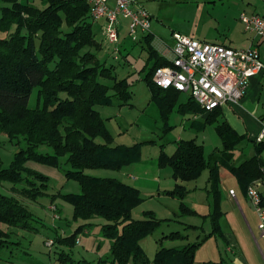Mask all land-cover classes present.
I'll return each mask as SVG.
<instances>
[{
  "label": "trees",
  "instance_id": "trees-1",
  "mask_svg": "<svg viewBox=\"0 0 264 264\" xmlns=\"http://www.w3.org/2000/svg\"><path fill=\"white\" fill-rule=\"evenodd\" d=\"M90 10L87 0H0V32L6 33L0 36V132L11 139L23 138L27 143L11 167L0 170V179L20 183L22 186L17 193L35 200L48 194L50 177L30 169L27 162L37 160L61 167L60 157L66 156L68 168L62 167L63 173L67 178L77 180L81 190L63 197L74 206L77 218L100 216L107 220L102 225V232L111 239L113 264H126L130 260L133 264H194L198 247L211 236L222 234L221 170L235 175L247 194L255 180L264 181V139L254 143V155L235 164V150L248 140L247 134H240L223 119L221 108L206 112L192 96L179 105L181 113L186 110L208 113L205 122L217 125L223 148H216L207 157L203 144L195 139H180L173 154L163 150L159 165H170L175 178L181 182L195 179L203 170H209V192L214 199L210 214L212 230L183 246H162L150 259L142 241L154 233L164 219L151 211L146 212L145 218L134 219V208L144 200L139 188L115 177H99L86 172L89 168L101 167L120 170L141 160L140 144L112 146L96 141L98 136L111 139L106 120L96 106L113 105L115 99L119 105H131L133 92L127 79L117 78L114 65L107 66L94 52L86 50L101 46L92 30ZM152 39V33L143 37L150 45V58H156L144 80L166 119L176 108L182 92L154 83L156 68L170 61L154 49ZM101 78L112 79L114 84L103 83ZM35 87H39V105L31 108L29 99ZM45 144L53 148L54 154L38 151ZM181 182L169 191L170 195L180 199L178 216L196 212L185 204L188 190ZM34 220V212L22 198L0 193V254L13 243L8 226L35 230ZM83 227L57 241L75 245L76 235ZM186 228L197 229L199 226L189 224ZM186 237L176 230L163 234L160 241ZM57 241L54 240L53 245ZM60 253L59 259L63 262L91 264L85 259H73L64 249ZM211 263L222 264H205Z\"/></svg>",
  "mask_w": 264,
  "mask_h": 264
},
{
  "label": "rangeland",
  "instance_id": "rangeland-1",
  "mask_svg": "<svg viewBox=\"0 0 264 264\" xmlns=\"http://www.w3.org/2000/svg\"><path fill=\"white\" fill-rule=\"evenodd\" d=\"M109 3L114 6L115 0H110ZM217 4L215 12V2L212 0L146 1L147 9L153 14L151 43L154 49L162 55L168 46L172 47L173 32H180L203 41H209L207 39L209 37L225 38L223 33L228 30L227 25L230 24L231 28L236 30L238 27L236 23L237 20L240 21L241 13L238 11L236 14L237 7H232L229 11L227 5L223 9L224 1ZM121 21L123 23L119 29V42L111 44L105 39L103 32L104 19L93 20L92 30L101 46L86 48L94 52L102 63H106L107 66L114 65L117 78L127 79L133 92L131 105H119L115 99L113 105L96 106L105 118L107 128L111 133L110 140L98 136L96 141L110 143L112 146L140 144L141 160L120 170L101 167L89 168L86 172L99 177H115L139 188L144 200L134 208V219L145 218L147 211L164 219L162 225L142 241L148 256L153 259L157 250L162 246H183L209 233L212 230L210 214L214 204L213 195L209 192L208 169L203 170L195 179L181 182L175 178L170 165L165 167L159 165L161 153L164 150L168 154H173L177 149V141L180 139H195L203 144L204 154L208 157L216 148L222 149L223 142L216 124H207L202 117L196 120L189 119L187 115L178 111L179 106H176L168 118H163L159 105L153 99L151 89L144 80L149 69L155 64L156 58H150L149 44L142 40L134 41L129 36L128 20L121 17ZM4 35L6 33L0 32V36ZM101 81L110 86L114 84L112 79L101 78ZM38 92L39 87H35L32 91L29 99L31 108L39 105ZM110 93H113V90ZM62 95L65 96V93ZM190 96L188 92L181 93L179 102L188 100ZM40 105H42V100ZM26 146L25 139H11L8 134L0 132V170L10 168L17 154L21 153ZM38 151L43 154H54L53 148L46 144L41 145ZM254 154L255 148L252 144L244 141L235 150L234 162L240 164ZM60 160L61 167L37 160L28 161L27 166L30 169L50 177L48 194L35 200L24 198L17 193L16 190L22 186L20 183L15 184L11 180L0 179V193L22 198L36 217V220L32 221V225L36 227L35 230L8 226L13 243L2 250L0 264H66L67 262L59 259L62 249L70 253L75 260L85 259L91 264H113L111 239L102 232V225L107 220L100 216L92 219L75 216L74 206L63 195L80 192L81 187L77 180L67 178L63 173L62 167L68 168L66 156L60 157ZM221 171L220 187L225 211L222 225L224 230L235 229L241 234L244 224L239 220L243 219V215L241 210H238L236 200L228 196L230 188H234L239 204L247 213L249 210L256 211V209L248 194H245L241 188L236 176L228 170L222 169ZM180 182L188 190L184 199L185 204L196 211L182 216H178L180 199L169 194V191ZM53 206L58 207L59 211L57 208L52 209ZM235 220H238L240 224L233 227ZM189 224L197 225L199 228H186ZM83 225L87 227V232L82 231L84 227L78 231L76 236L80 237L79 243L76 242L71 246L57 241L60 237L74 234ZM176 230L181 231L187 237L160 241L163 234ZM255 236L258 237L257 232ZM49 239L57 242L55 245L48 246L46 241ZM229 246L237 250V247L229 245L221 236L209 238L198 247L194 264L221 261L223 264H231L234 254L228 250ZM248 249L254 251L255 246ZM126 264H133V260Z\"/></svg>",
  "mask_w": 264,
  "mask_h": 264
},
{
  "label": "built area",
  "instance_id": "built-area-1",
  "mask_svg": "<svg viewBox=\"0 0 264 264\" xmlns=\"http://www.w3.org/2000/svg\"><path fill=\"white\" fill-rule=\"evenodd\" d=\"M87 1L92 19H104L103 32L111 44L119 42V29L123 23L121 17L128 20L129 36L134 41H143V37L151 33L152 15L145 6L147 0H115L114 6L110 5V0ZM240 19L247 32L264 41V14L242 12ZM172 38L173 46H168L172 54L167 57L170 62L156 68L153 81L165 89L188 92L206 112L239 102L246 94L250 78L264 68L260 50L253 44L239 49L180 32H173ZM263 139L264 128L257 140ZM263 182L255 180L247 194L255 206L259 218L258 228L264 236ZM230 194L236 197L234 189L230 190ZM76 242H80V237H77ZM53 244V239L46 241L48 246Z\"/></svg>",
  "mask_w": 264,
  "mask_h": 264
},
{
  "label": "crops",
  "instance_id": "crops-1",
  "mask_svg": "<svg viewBox=\"0 0 264 264\" xmlns=\"http://www.w3.org/2000/svg\"><path fill=\"white\" fill-rule=\"evenodd\" d=\"M148 1V0H147ZM215 2V12L217 11L218 2H225L223 5V9L225 6H229V11L232 7H237V12L240 13H261L264 14V2L262 0H212ZM146 6V5H145ZM147 8V7H146ZM151 13V12H150ZM235 14V15H236ZM152 19H153V14ZM224 16H226L224 14ZM240 18V17H239ZM241 21V19H240ZM237 20V29L234 30L231 28V25L228 26V30L223 33L225 38H207L211 42H217L221 44H225L227 46H231L234 48H246L253 44L258 47L260 50L261 58L264 62V41L261 37L256 36L247 31L242 26L241 22ZM242 26V29H241ZM152 28V26H151ZM173 40V38H172ZM174 42V41H173ZM170 48L164 50V54L166 57L171 56ZM188 100L184 102H179L178 104L186 103ZM223 113L222 118L227 120L240 134H247L249 137L248 140L252 146L254 147V143L257 141L259 135L261 134L264 128V68L255 76L250 78L249 84L247 87V91L245 96L235 104H229L227 106L221 107ZM184 115H187L189 119L196 120L199 117L206 119L208 113H196L192 110H186ZM196 123L195 121H193ZM255 148V147H254ZM264 158V152L262 153ZM28 163V162H27ZM222 172V171H221ZM261 190L264 194V182L261 186ZM234 189V188H230ZM229 190V191H230ZM236 192V191H235ZM230 197V193H228ZM247 196V195H246ZM231 198L235 199L237 205L239 206L238 210H241V214L243 215V219L239 220L243 222L244 227L241 234L237 232L235 229H231L229 231L224 230L222 225V218L224 217L225 211L223 210V199H222V191H221V202L220 208L222 211V216L220 218V225L222 228V234L214 235L223 237L229 245H233L237 247V250H234L233 247L228 248L234 255L231 264H264V236L262 235L260 229L257 227L258 225V215L255 210H249L248 213L241 207L236 197ZM240 212V211H239ZM240 224L238 220L234 221L233 227ZM232 227V228H233ZM254 229L256 231H254ZM82 231L87 232V227H84ZM255 232H257L258 237L255 236ZM213 237V236H211ZM210 237V238H211ZM255 246L254 251L249 250L248 248H253ZM256 250V251H255ZM223 264V261H221Z\"/></svg>",
  "mask_w": 264,
  "mask_h": 264
}]
</instances>
